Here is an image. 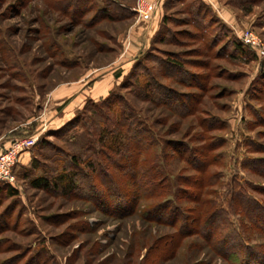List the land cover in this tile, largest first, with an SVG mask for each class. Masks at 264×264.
Wrapping results in <instances>:
<instances>
[{
  "label": "rangeland",
  "instance_id": "obj_1",
  "mask_svg": "<svg viewBox=\"0 0 264 264\" xmlns=\"http://www.w3.org/2000/svg\"><path fill=\"white\" fill-rule=\"evenodd\" d=\"M53 2L0 0V150L13 138H36L26 159L14 166L13 185L0 181V264H228L198 236L201 227L183 235L169 255L173 239L167 238L176 229L143 212L166 195L131 206V174H139L131 168V151L122 150V157H113L117 161L100 155L99 171L92 173L91 167L72 164L95 160L86 149V129L60 131L62 126L43 123L68 103L50 94L81 85L89 97L74 113L94 117V104L102 99L90 95L99 92L98 81L110 77V101L116 96L132 104L165 140L188 142L199 157L206 143L215 146L209 155L220 158L205 175L220 174L219 182L190 187L180 183L198 178L197 170L178 160L174 147L165 150L175 174L168 181L175 180L173 190L180 188L178 202L186 214L196 213L199 192L208 200L216 191L227 208L224 199L234 186L264 205V58L240 39L251 31L264 47V0H82L62 10ZM165 58L181 69L160 67L158 60ZM143 67L157 73L156 83L173 88L170 98L154 84L149 96L159 103L133 95L131 84ZM161 150L158 145L155 153ZM157 164L166 170L161 159ZM65 168L73 172L77 190L63 194L51 185H30ZM175 177L181 178L178 184ZM229 218L238 228L242 222L250 244L264 246L258 220L252 225L240 211ZM209 233L220 244L213 228Z\"/></svg>",
  "mask_w": 264,
  "mask_h": 264
},
{
  "label": "trees",
  "instance_id": "obj_2",
  "mask_svg": "<svg viewBox=\"0 0 264 264\" xmlns=\"http://www.w3.org/2000/svg\"><path fill=\"white\" fill-rule=\"evenodd\" d=\"M80 1L82 0H54L52 4L54 5V8L57 7L62 10L63 6H73V8L79 7L78 4ZM164 1L165 0H163V2ZM60 4L62 6H60ZM127 11H129V9L126 10V12ZM102 15H106L104 17L107 19L115 17L108 13H102ZM164 21H166V17L162 15L161 24H163ZM156 35L157 34H155V37ZM238 43L239 45H243L240 41H238ZM245 47L249 48L248 46ZM146 54L149 56L151 52H147ZM158 61H162L159 65L160 67L165 65L163 67L181 69L180 63L174 59L169 60L165 58L159 59ZM143 70L144 71H142L141 75L135 76L137 82L134 83V85L131 84L133 86V95H135V97H140V100L150 97L149 93L151 92V85L154 84L162 90V95H168V98H170V95L174 93L173 88L156 83L154 77L157 73L153 72L151 69L147 70L143 67ZM158 73L161 75L160 73L162 72L159 71ZM107 95H109V93L103 97H99V99H102L100 103L94 104L98 105V110L95 109L94 117L84 119V115L80 117V115L75 113L60 129V131H62L74 125H76L79 130L86 129L87 138L89 139L86 149L91 152V155H93L95 160L91 161L89 159V161L85 160L82 163L79 160H72L74 167L79 168L80 164H83L89 168L91 167L92 173L97 172L99 171L98 166L101 164L100 155H104L108 159L117 161L113 157L119 155L122 157V150H125L128 153L131 151L133 154L131 168H133L135 173H139L137 176L131 174V176L135 177L131 182V186L136 188V192L133 194V201H131V206L138 205L140 201L149 198H158L161 195H166L165 199L161 200L159 204L147 206L148 208L146 207L143 212L146 213L145 216L147 218H151L153 221L160 224L173 226V228L176 229L177 233L170 235L167 238L168 240L173 239V245L171 246L169 255L176 250L177 245L181 241L180 238L183 235L196 232L197 228L201 227L203 231L202 234H198V236L203 239L205 244L209 246L217 256L224 258L228 264H264V246L250 244L248 241V232L244 229L242 222L238 228L233 225L232 220L229 218L230 215H235L240 211L241 218H246L252 225H256L255 220H258L259 225L262 227V232L264 233V205L260 201L250 197L242 186H234L230 188L228 196L224 199L227 208L218 203L219 200L216 196V191L212 193L211 198L208 200L203 197L202 192H199L194 196V202L197 204L195 209L196 213L189 216L185 213L183 207L178 202L180 188L176 186L175 190H173L172 183H174L175 180L172 182H170V180L168 181V178L175 174L170 168V158L165 150L166 148L172 149L174 147L178 160L185 162L190 167L197 170L200 175L198 178L193 176L190 184H186V182L183 183L180 177H175L177 184L179 180L181 181V185L185 184L189 187L194 185L198 186L200 183L204 184L207 179H209L208 181L211 183H218L220 174L217 175V173H213L208 178L207 175H205L209 166L220 158L219 155H217V157L209 155L215 146L211 143H206L203 148L199 149V151L205 152L206 154L205 156L203 154V156L199 157L198 151L195 147L190 146L188 142L184 143L179 139L168 141L161 137V130H156L154 125L148 121L147 116L134 108L132 104L130 106L128 102L118 99L116 96H114V101L111 102L110 99L112 98V95L109 97ZM150 98L156 103H159L153 97ZM103 107L107 110L102 109ZM79 121L80 124L77 125L76 122L79 123ZM105 121L111 124L110 128H108ZM94 135H96V137ZM92 136H94L96 140H94ZM129 140L133 142V144H128ZM14 141V138L7 141L3 146L4 148L0 150V153L7 150ZM126 143L128 145L123 149ZM222 144L223 142L221 145ZM158 145H160L162 150L157 155L155 153V148ZM150 150H153V153L149 155ZM28 152L29 149L22 152L17 163L21 162L23 153ZM185 154L187 157L184 156ZM159 159L163 161L166 170L157 164ZM73 176V172L70 170L67 171V168H65L58 172L57 176L52 179H49L48 177L34 178L31 180L30 185L34 188L41 189H48L51 185L54 190L59 189L63 194H67L68 192L79 188L78 183H76ZM85 179H90V181L93 180L91 176H88ZM5 184L13 185L8 182ZM91 185L92 183L90 182L89 187H91ZM86 186L88 185H85V187ZM113 188L112 192L114 194L118 188H116V186ZM7 190L11 193L14 192V189L9 186H7ZM95 192H97V190L91 191L93 194ZM118 192L120 193V191ZM206 194H208V192H206ZM121 212L122 211L120 210L116 213ZM152 212H154V214L149 216L148 214ZM159 212H161V214L163 213L165 217H160L161 214L159 215ZM210 228L214 229L216 236L221 240L220 244H214L211 242L209 233ZM228 248L231 249V251L227 252Z\"/></svg>",
  "mask_w": 264,
  "mask_h": 264
},
{
  "label": "crops",
  "instance_id": "obj_3",
  "mask_svg": "<svg viewBox=\"0 0 264 264\" xmlns=\"http://www.w3.org/2000/svg\"><path fill=\"white\" fill-rule=\"evenodd\" d=\"M135 55L136 54H134L132 56V52H131V56L133 58ZM131 60H132V58H131ZM116 78L118 80V78H120V75L117 76ZM111 81H112V79H110V77L106 78V80L98 81L96 83V88H97V90H99V92L95 96H92V94L91 95L89 94L91 99L94 97L99 98V97L105 96L109 92V90L111 89V86H108ZM114 82L115 81H113V83ZM85 94H86V96H85ZM50 97H53L52 99L55 101L65 99V98L68 101L67 105H65L66 103L64 104L65 107L62 106L63 109H61V113H59L58 117L55 116L56 112H54L51 115L49 114L50 115V118H48L49 123L47 122V120H46V122L43 123V126L48 124L49 126L54 125L55 127L56 126L58 127V126H62L64 123L69 121L73 117V115L75 114L74 112L83 106V103H84L83 99H85L89 96H88V89L87 90H86V88L83 89V87L81 85V86H77L76 88H69L68 92H66V89L65 90L63 89L60 91H59V89L58 90L55 89L53 91V93L50 94ZM2 140H4V139L2 138ZM26 154L27 153H23V155H22L24 157V159H26Z\"/></svg>",
  "mask_w": 264,
  "mask_h": 264
},
{
  "label": "built area",
  "instance_id": "obj_4",
  "mask_svg": "<svg viewBox=\"0 0 264 264\" xmlns=\"http://www.w3.org/2000/svg\"><path fill=\"white\" fill-rule=\"evenodd\" d=\"M147 7L152 8L150 5ZM240 39L245 46L254 48L264 58V47L253 32L243 34ZM35 140V137L16 139L7 150L0 153V181L14 183L13 168L22 152L29 149Z\"/></svg>",
  "mask_w": 264,
  "mask_h": 264
}]
</instances>
